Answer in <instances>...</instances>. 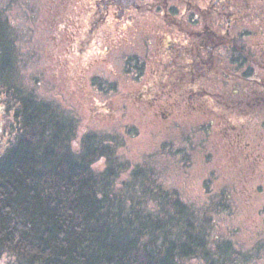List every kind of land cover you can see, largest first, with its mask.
I'll list each match as a JSON object with an SVG mask.
<instances>
[{"label": "trees", "instance_id": "trees-1", "mask_svg": "<svg viewBox=\"0 0 264 264\" xmlns=\"http://www.w3.org/2000/svg\"><path fill=\"white\" fill-rule=\"evenodd\" d=\"M10 8L0 0V256L8 264H254L260 247L243 250L216 232L226 195L221 207L185 201L150 163L123 154L119 135L80 132L73 111L26 86ZM92 83L99 91L103 79Z\"/></svg>", "mask_w": 264, "mask_h": 264}, {"label": "flooded vegetation", "instance_id": "flooded-vegetation-1", "mask_svg": "<svg viewBox=\"0 0 264 264\" xmlns=\"http://www.w3.org/2000/svg\"><path fill=\"white\" fill-rule=\"evenodd\" d=\"M50 1L57 5L52 55L57 57L65 45L67 57L66 63L60 58L55 64L57 77L70 67L68 58L79 63L90 57L92 64L97 61L105 69L101 75L105 73L114 80L108 86L109 78L101 76L100 92L109 91L112 85L117 87V78L123 74L130 80L121 94L123 106H134L136 118L155 107L153 117H159L156 121L165 118L159 112L162 104L179 105L174 102L181 92L172 93L173 87L190 90L188 104L195 103V111H190L193 114L189 117H208L214 125L219 112H225L215 130L221 136L223 157L229 161L227 171H240L238 186H246L241 176L258 180L264 167V76L262 72L248 75L252 68L248 58L253 56L249 51L244 53V48L249 49V45H241L245 56L239 62L236 57L243 53L232 49L230 42L234 37L246 41V34H250L247 39H255L254 47L260 52L258 66L264 69V30L259 37L246 28L250 24L260 28L258 22L264 23L263 7L251 6L247 0ZM247 17L254 20L247 21ZM233 59L236 63L230 62ZM234 76L257 85L231 92L224 86ZM93 77L95 74L89 78L91 89ZM156 78H160L157 84H150ZM167 95L174 97L166 99ZM201 104L205 105L197 107ZM218 141L216 138L217 145Z\"/></svg>", "mask_w": 264, "mask_h": 264}, {"label": "rangeland", "instance_id": "rangeland-1", "mask_svg": "<svg viewBox=\"0 0 264 264\" xmlns=\"http://www.w3.org/2000/svg\"><path fill=\"white\" fill-rule=\"evenodd\" d=\"M1 2L11 5L8 16L19 36L18 45L27 87L34 89L45 100L56 101L73 111L79 118L80 132L93 130L119 135L124 142L121 152L133 162L150 163L159 171L165 185L171 189H178L185 201L195 205L216 203L221 207L226 195L228 209L221 208V212L217 215L216 232L233 239L243 250L260 247L259 258L254 264H264V167L258 180L246 176L240 177L246 179L245 187L237 184L239 170L227 171L229 161L226 162L223 157L221 136L219 133L216 135L215 130L220 126L219 120L226 115L225 112H219L217 121L211 126L208 125L211 124L207 120L208 117L205 119L197 116L189 117L193 114L191 112L195 111L193 107L195 103L188 104L190 90L173 87L172 93L181 92L174 102L179 105L176 107L172 103L162 104L159 112L165 116L164 119L157 121L155 119L159 117L154 119L155 107H149L145 115L136 118L137 109L134 106L120 107L124 100V95L121 94H124L129 86L128 78L123 74L117 78L118 90L106 94L97 91L96 86L91 89L89 78L93 74L95 77H107L108 86L111 85L110 81L114 82V80L105 73L101 75L100 72L105 69L100 68L97 61L92 64L90 57H85V60L79 63L68 58L70 67L67 71L60 72V77L56 76L55 64L60 58L63 64L67 62L64 54L65 45L58 51L57 57L52 55L53 39L57 30L56 4L50 0H1ZM246 3L264 9V0H247ZM250 20L254 19L247 17V21ZM259 24H262L260 28L251 24L246 28L253 34L258 33L257 36L260 37L263 35L260 31L264 30V23L258 22ZM176 36L182 39L178 33ZM247 36L251 37L250 34H246V41L234 37L230 42L232 49L243 53L241 45L248 44L249 49L244 48V53L249 51L253 56L252 59L248 58L249 67H252L251 71H253H249V74L257 76L262 72L264 76V69L258 66L260 52L254 47L255 39H247ZM244 53L241 57H236L239 62L243 60ZM230 62L236 63L234 59ZM226 74L232 73L226 72ZM240 74L244 76V72ZM146 77L145 75L144 78ZM159 79L156 78L150 84H157ZM222 79L226 82L225 77ZM251 79L255 80L254 77ZM241 80L235 77L234 80L227 81L228 85L224 87L233 92L235 88L248 89L252 84H256L251 80L247 82ZM95 83L100 85L99 82ZM171 97L174 96L167 95L166 99ZM206 97L207 95L204 96ZM224 99L222 95V100ZM203 105L205 104L197 107ZM216 138H219L218 145ZM0 264H8L7 258L0 256Z\"/></svg>", "mask_w": 264, "mask_h": 264}]
</instances>
